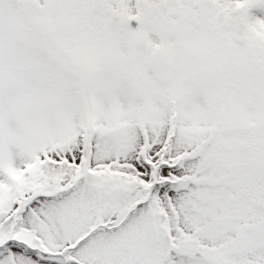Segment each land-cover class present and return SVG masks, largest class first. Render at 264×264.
Masks as SVG:
<instances>
[{
    "label": "snow or ice",
    "instance_id": "obj_1",
    "mask_svg": "<svg viewBox=\"0 0 264 264\" xmlns=\"http://www.w3.org/2000/svg\"><path fill=\"white\" fill-rule=\"evenodd\" d=\"M0 264H264V0H0Z\"/></svg>",
    "mask_w": 264,
    "mask_h": 264
}]
</instances>
